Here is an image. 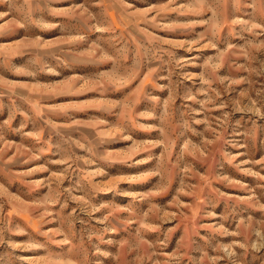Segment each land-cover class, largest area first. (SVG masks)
Wrapping results in <instances>:
<instances>
[{"label":"rangeland","instance_id":"rangeland-1","mask_svg":"<svg viewBox=\"0 0 264 264\" xmlns=\"http://www.w3.org/2000/svg\"><path fill=\"white\" fill-rule=\"evenodd\" d=\"M0 264H264V0H0Z\"/></svg>","mask_w":264,"mask_h":264}]
</instances>
